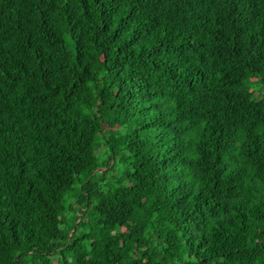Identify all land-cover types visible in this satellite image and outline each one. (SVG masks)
Wrapping results in <instances>:
<instances>
[{
  "label": "trees",
  "instance_id": "obj_1",
  "mask_svg": "<svg viewBox=\"0 0 264 264\" xmlns=\"http://www.w3.org/2000/svg\"><path fill=\"white\" fill-rule=\"evenodd\" d=\"M0 264H264V0H0Z\"/></svg>",
  "mask_w": 264,
  "mask_h": 264
}]
</instances>
